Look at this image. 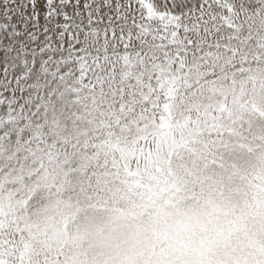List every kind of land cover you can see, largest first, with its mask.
Returning a JSON list of instances; mask_svg holds the SVG:
<instances>
[{
  "label": "rangeland",
  "instance_id": "374dc122",
  "mask_svg": "<svg viewBox=\"0 0 264 264\" xmlns=\"http://www.w3.org/2000/svg\"><path fill=\"white\" fill-rule=\"evenodd\" d=\"M131 12L0 101V264H263L264 0Z\"/></svg>",
  "mask_w": 264,
  "mask_h": 264
},
{
  "label": "snow or ice",
  "instance_id": "6c2138e0",
  "mask_svg": "<svg viewBox=\"0 0 264 264\" xmlns=\"http://www.w3.org/2000/svg\"><path fill=\"white\" fill-rule=\"evenodd\" d=\"M131 8L132 0H0V101L42 87L101 32L129 22Z\"/></svg>",
  "mask_w": 264,
  "mask_h": 264
},
{
  "label": "bare ground",
  "instance_id": "6f19581e",
  "mask_svg": "<svg viewBox=\"0 0 264 264\" xmlns=\"http://www.w3.org/2000/svg\"><path fill=\"white\" fill-rule=\"evenodd\" d=\"M263 264H264V257L262 258ZM214 262V261H213ZM216 263V262H215Z\"/></svg>",
  "mask_w": 264,
  "mask_h": 264
}]
</instances>
